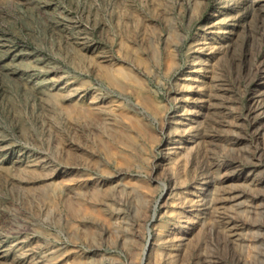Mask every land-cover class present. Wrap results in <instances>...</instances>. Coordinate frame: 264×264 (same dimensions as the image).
<instances>
[{
	"label": "rangeland",
	"instance_id": "obj_1",
	"mask_svg": "<svg viewBox=\"0 0 264 264\" xmlns=\"http://www.w3.org/2000/svg\"><path fill=\"white\" fill-rule=\"evenodd\" d=\"M0 264H264V0H0Z\"/></svg>",
	"mask_w": 264,
	"mask_h": 264
},
{
	"label": "bare ground",
	"instance_id": "obj_2",
	"mask_svg": "<svg viewBox=\"0 0 264 264\" xmlns=\"http://www.w3.org/2000/svg\"><path fill=\"white\" fill-rule=\"evenodd\" d=\"M256 172V171H255ZM244 196V195H243ZM235 197H237V196H235ZM253 201V200H252ZM227 225L228 226H231L232 225V223L229 221L228 223H227ZM241 226V225H240ZM247 227V226H246ZM246 227H244V228H246ZM263 227V225H259L257 228L258 229H260V228H262ZM255 230H256V228H255ZM260 230H262V229H260Z\"/></svg>",
	"mask_w": 264,
	"mask_h": 264
}]
</instances>
